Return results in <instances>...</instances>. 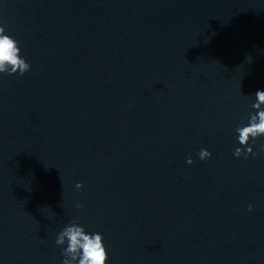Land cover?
Returning <instances> with one entry per match:
<instances>
[{
	"label": "water",
	"instance_id": "95a60500",
	"mask_svg": "<svg viewBox=\"0 0 264 264\" xmlns=\"http://www.w3.org/2000/svg\"><path fill=\"white\" fill-rule=\"evenodd\" d=\"M0 21L31 66L0 76V264H60L75 217L109 264H264V139L232 155L264 0H0Z\"/></svg>",
	"mask_w": 264,
	"mask_h": 264
},
{
	"label": "clouds",
	"instance_id": "9594fccd",
	"mask_svg": "<svg viewBox=\"0 0 264 264\" xmlns=\"http://www.w3.org/2000/svg\"><path fill=\"white\" fill-rule=\"evenodd\" d=\"M31 70L30 64L22 53L19 41L11 34L2 21H0V76H23ZM240 89V86H239ZM250 104L246 122L242 120L234 128V141L238 145L232 151L234 158L247 160L255 157L254 152L257 140L264 139V90H257ZM259 151L264 152V144L259 146ZM201 161L210 159L211 152L201 148L197 153ZM186 164L191 165V155L186 158ZM79 191L83 186L77 182L74 185ZM81 207L79 203L75 205ZM252 211V205H248ZM55 245L61 251L60 264H109L107 245L104 243L102 233L92 231L79 222L75 217L64 225L56 234Z\"/></svg>",
	"mask_w": 264,
	"mask_h": 264
}]
</instances>
